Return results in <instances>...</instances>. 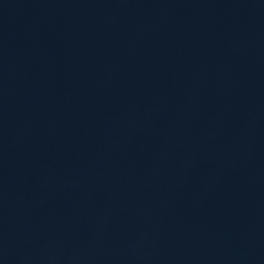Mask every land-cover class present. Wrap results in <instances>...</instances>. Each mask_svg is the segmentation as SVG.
<instances>
[{"label":"water","instance_id":"water-1","mask_svg":"<svg viewBox=\"0 0 264 264\" xmlns=\"http://www.w3.org/2000/svg\"><path fill=\"white\" fill-rule=\"evenodd\" d=\"M0 264H264V0H0Z\"/></svg>","mask_w":264,"mask_h":264}]
</instances>
